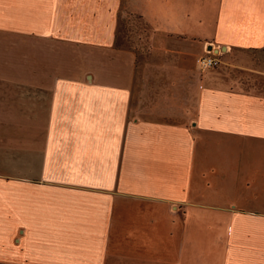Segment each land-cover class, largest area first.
<instances>
[{
	"label": "crops",
	"instance_id": "crops-1",
	"mask_svg": "<svg viewBox=\"0 0 264 264\" xmlns=\"http://www.w3.org/2000/svg\"><path fill=\"white\" fill-rule=\"evenodd\" d=\"M120 4L0 0V262L264 264V61L131 108ZM213 13L195 48L264 49V0Z\"/></svg>",
	"mask_w": 264,
	"mask_h": 264
},
{
	"label": "rangeland",
	"instance_id": "rangeland-1",
	"mask_svg": "<svg viewBox=\"0 0 264 264\" xmlns=\"http://www.w3.org/2000/svg\"><path fill=\"white\" fill-rule=\"evenodd\" d=\"M214 3L215 0H121L115 44L130 47L136 52L131 108L134 106L136 94L143 88V81L149 77L153 78L154 83L148 88L154 92L162 91L160 88L163 86L158 87L155 84L157 78L161 77L159 80L168 84L166 88L171 87V91L180 93L182 88H185L187 78L191 88L197 76L209 71H218L229 81L230 72L236 68L229 65L232 61L248 65L264 61V49L246 54L234 49L226 51V48H223L225 46H222L218 48L219 52L215 51L220 60L218 65L205 69L198 65L197 59L200 56H212L214 52L208 50L207 42L202 43L200 39L202 47L195 48L196 35L209 31L207 19L214 15ZM170 79L175 85H170ZM178 96L172 101L177 109L175 114L169 117L173 121L182 118V101ZM191 96L193 97V93ZM154 103L157 104L156 101ZM160 103L167 102L163 100Z\"/></svg>",
	"mask_w": 264,
	"mask_h": 264
},
{
	"label": "built area",
	"instance_id": "built-area-1",
	"mask_svg": "<svg viewBox=\"0 0 264 264\" xmlns=\"http://www.w3.org/2000/svg\"><path fill=\"white\" fill-rule=\"evenodd\" d=\"M212 54H213L212 56H207V55L200 56L197 59L198 65L203 69L211 68L218 65V63L220 62V60L217 57L218 53L213 52Z\"/></svg>",
	"mask_w": 264,
	"mask_h": 264
},
{
	"label": "water",
	"instance_id": "water-1",
	"mask_svg": "<svg viewBox=\"0 0 264 264\" xmlns=\"http://www.w3.org/2000/svg\"><path fill=\"white\" fill-rule=\"evenodd\" d=\"M223 48H225V47H223ZM213 49H214V48H212L211 45L208 46V50H213ZM216 50H218V49H216Z\"/></svg>",
	"mask_w": 264,
	"mask_h": 264
}]
</instances>
